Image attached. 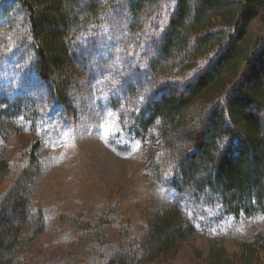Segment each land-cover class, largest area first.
<instances>
[{"label": "trees", "instance_id": "1", "mask_svg": "<svg viewBox=\"0 0 264 264\" xmlns=\"http://www.w3.org/2000/svg\"><path fill=\"white\" fill-rule=\"evenodd\" d=\"M81 96L168 206L133 220L108 199L36 198L46 134L80 123ZM185 193L216 222L264 218V0H0V264H180L199 230ZM199 253L264 264V224L238 250L214 236Z\"/></svg>", "mask_w": 264, "mask_h": 264}, {"label": "rangeland", "instance_id": "2", "mask_svg": "<svg viewBox=\"0 0 264 264\" xmlns=\"http://www.w3.org/2000/svg\"><path fill=\"white\" fill-rule=\"evenodd\" d=\"M260 26L261 21L255 19L250 29L255 32ZM81 53L86 54L87 50ZM259 82L260 79L256 78L248 81L251 85ZM85 99V102L82 96L78 99L81 121L75 128H49L52 130L47 136L50 144L43 152L46 172L40 178L36 198L47 207L56 204L59 209L60 206L82 209L87 204L108 199L126 218L133 220L143 217L147 209L168 206L171 193L150 180L145 163L131 145L122 143L115 133L107 136L113 123L107 117H101L89 98ZM108 140L115 141L120 151L115 150ZM186 194L177 200L183 212L197 222L199 230L183 244L178 256L180 264L202 261L199 252H206L214 236L223 237L230 250H238L241 243L252 236L257 225L264 224L262 217L216 222L206 207L196 205Z\"/></svg>", "mask_w": 264, "mask_h": 264}]
</instances>
